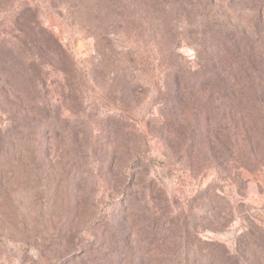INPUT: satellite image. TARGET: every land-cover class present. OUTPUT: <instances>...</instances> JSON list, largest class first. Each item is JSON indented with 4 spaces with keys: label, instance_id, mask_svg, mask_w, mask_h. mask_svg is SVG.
I'll use <instances>...</instances> for the list:
<instances>
[{
    "label": "rangeland",
    "instance_id": "374dc122",
    "mask_svg": "<svg viewBox=\"0 0 264 264\" xmlns=\"http://www.w3.org/2000/svg\"><path fill=\"white\" fill-rule=\"evenodd\" d=\"M198 1L88 0L92 14L81 0H0V264H264L209 251L264 227V0H216L249 38L226 70L214 59L225 96L198 85L167 110L169 78L145 64L169 50L195 60L184 29ZM25 6L67 49L38 88L18 72L32 57L7 49ZM130 54L144 67L113 64ZM13 117L36 127L14 138Z\"/></svg>",
    "mask_w": 264,
    "mask_h": 264
},
{
    "label": "trees",
    "instance_id": "16d2710c",
    "mask_svg": "<svg viewBox=\"0 0 264 264\" xmlns=\"http://www.w3.org/2000/svg\"><path fill=\"white\" fill-rule=\"evenodd\" d=\"M81 1L82 5L80 8L92 14L96 13L95 9L87 5L86 2L88 0ZM215 3L216 0L198 1V15H196V19L188 22V25L185 26L184 31L186 34L193 36L191 40L196 54L195 60L190 61L185 59L179 52L169 50L167 52L161 51L159 57L156 59L152 58L149 61H145V64L149 67H157L159 65L161 67L159 69H163L169 78V82L165 85L166 89L163 93V98L165 99L163 102H165L167 110H174L179 103L187 104L192 102L197 90L194 91V87L197 88L198 85L202 87V85H213L215 83V90L212 91L214 96L223 97L227 94L226 77H217L218 71H215L213 68L215 64L214 59L219 57L222 68L226 70L229 66L228 60H239L243 56L241 50L247 46L244 39L248 40L249 38L243 28L231 26L226 20L217 17L213 13ZM15 24L19 32L17 36L19 43L17 46L11 45L7 49L13 50L14 48L21 54H23L22 52H26L28 56L32 57L29 63L23 64L19 68L21 70L18 72L21 74L24 86L29 88V84L33 82L34 87L38 88L42 82L45 84L42 73L54 67V58L67 54V49L54 32L41 22L37 8L25 6L20 11L19 20ZM170 29L174 31L175 26L167 24L165 32L167 34L170 33ZM175 33L177 32L175 31ZM177 40L179 41V38ZM239 41H242L243 44ZM126 59L124 60L119 57L117 58L118 61H115L113 64L125 69H141L144 67L135 54L127 55ZM0 61L2 60L0 59ZM2 63L3 66L1 65ZM2 63H0V66L6 67V63L4 61ZM61 64L59 66H62ZM63 66L64 69H60L62 71L67 69L68 63H63ZM31 68L37 73L36 81H32L31 78L27 77ZM37 105L42 107L43 102L41 101ZM40 111L46 113V120H49V122L52 120L53 113L47 107L40 108ZM15 118L11 119L9 125V134L13 135L14 138H18L20 128L31 129L33 126L36 127V123ZM192 145L191 140L186 143L188 147H192ZM209 251L212 255H223V259L227 262H230L231 258H239L240 256H237L238 252L249 255L250 259L260 256L261 253H264V227L256 225L255 230L254 228H249V230L242 232L238 238L237 247L233 251L228 250L221 243L215 244ZM140 262L142 264H154L152 259H140ZM164 264L170 263L165 262Z\"/></svg>",
    "mask_w": 264,
    "mask_h": 264
}]
</instances>
